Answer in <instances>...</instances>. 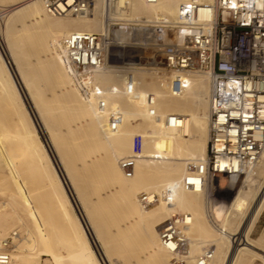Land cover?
Here are the masks:
<instances>
[{
  "label": "bare ground",
  "instance_id": "bare-ground-1",
  "mask_svg": "<svg viewBox=\"0 0 264 264\" xmlns=\"http://www.w3.org/2000/svg\"><path fill=\"white\" fill-rule=\"evenodd\" d=\"M186 1L189 0H156L154 2H148L147 0H94L91 8L86 13H67L58 15L49 12L44 3V0H28L15 8V12L13 14V21L22 22L23 25H21V28L24 30L28 28V31L30 29H34V31H37V28L39 29L38 31L42 32V30L45 29V31L52 36L51 43V39L49 38L50 36L47 37L49 38L48 40L44 38L46 36L45 31V36L43 37L42 35V37L46 41H48L49 44L51 43L50 45H48L46 42L45 44L48 46L44 45L45 47L50 46L49 50L45 53L44 58L46 59L48 57H54L55 60L57 59V62L60 65L59 69L61 68L60 72H62L63 75L59 73V71L56 72L59 74L58 78L61 77L62 79H64V82L62 84L61 90H58V92L61 91L65 95L69 94L71 95L69 97L73 96L71 100H76L78 103L80 101L81 104H83L84 111H80L83 114L78 115V117H83L82 121H79L81 122V124L86 122L91 123L92 125L94 122H96V127L99 129V131L101 130L104 133L103 137L106 141L104 142L107 144V146L103 145V149L99 148L100 142L99 139H97L98 143L96 145L98 147H96L95 149H99L97 151L93 150V153L90 156L87 153V157H89L88 159L86 157H82V159L84 158L83 163L84 161L89 163L91 161L92 163V161L94 162L95 159L98 160L99 158L101 159V162L105 161L103 157L107 158L109 155L107 151L108 149H111L112 158L110 160L107 159L106 163H104V165L107 166V168L105 167V169H109V171L111 172V174L109 175H114V178L116 177V174L118 175V182L116 180H114V182L118 183L117 186L120 184V187L128 191L129 196H126L127 199H130V196L133 194L135 196L136 186L142 187L145 190H157V193L149 192L156 193L159 195L157 202L150 206H143V204L141 203V195L144 193H141L140 195L136 194V198L137 201L140 203L141 209L139 211L135 210L136 212H138L137 216L138 219L140 218V220L144 219V217H146L144 215L146 214H154L156 218L160 219V221L155 223L154 225L155 244L152 248L155 253L154 256L166 260L165 254L168 252L169 256L167 257L169 264H180L181 261L185 264H240L244 261L246 254L248 252L253 251V244L250 242L248 234L251 228L253 227L254 222L259 217L260 213L264 208V181L258 185V189L256 188L257 190H253V186L256 185L257 182V180H254V177L262 176L260 179H264V147L261 150L256 163H253V165L247 167L246 170L242 173H236L232 175H217L213 179L212 187L206 183L202 184L200 188L193 189L192 187L185 186L183 183L184 179L191 175V165L204 160L208 156L210 140V121L212 115V82L210 74L207 71H203L200 69L184 70L180 71L179 74H177L175 71L172 70H169V72L161 71V67L151 68V82L141 83L140 81L139 83H134L133 92L129 93L126 89L127 76L125 74L118 75L119 73H117L118 69L124 67L115 65V63L114 65H107L106 62L103 66V69H101L95 74L96 83L98 85L101 84L100 86L105 90V100L107 103L106 110L99 111L97 107V100L94 97L85 98L75 89L69 77V74L67 73L63 65L61 58V43L63 39L70 33L74 31H88L100 33L107 32L110 25L109 20H131L133 18H139L137 20L141 21V24H131L128 22H123L122 25H117L111 28L113 30L115 39L122 45L138 43L143 45L154 44L156 46L155 48L157 52L152 54V63H156V65L158 66L160 64L165 66L166 64L163 56H161L162 59L158 58V56L160 57L161 54V50L160 48H158V46L162 43L158 42V34L156 33L153 27H150L149 23H153L154 21H157L159 19H163L168 22H175L178 19L180 5ZM207 1L210 2L211 0ZM38 34L39 32L37 33V35ZM39 35L37 37L40 39ZM33 36L35 35L33 34ZM42 37L39 41H36L40 43ZM44 39L43 41H45ZM21 40H24V38H22ZM174 40L177 41L178 37L174 38ZM23 43L26 44L27 42ZM23 43L21 42L20 45L16 44L18 46H13L10 44L8 48L10 50V57L12 62H14L16 65L17 73L22 81L21 83L24 85L27 91L29 90V94L33 101L34 108L37 109V112L40 113V116L45 121L46 125L49 126V124L47 123L49 112L48 114L44 113L45 110L43 108V104L45 103V101L49 102L50 99L45 100L46 98L45 96H42L43 92L40 89L42 93L41 99H45H43V104L38 101V99H40V97L38 96L40 94V91L37 89V84H35L34 82L35 77L33 80V78H31L30 76V62L28 63L25 60V58H27L28 56H25L24 58V54L26 52L28 54L29 50L26 52L25 50H22ZM39 43H36V45ZM41 43L43 42L41 41ZM41 43L39 45H41ZM42 45L40 46V52L41 47H43ZM38 49L39 48H37V50ZM123 52H117L121 60ZM39 53L37 55V58L41 59L39 57ZM32 54L35 56L34 53ZM0 55L2 59V62H0V124H3V128L0 129V150L2 153L4 152V154H6L7 149L4 148L3 142L7 143L6 140L11 139L14 151L17 150L19 156L21 157L25 155L26 165L28 169L31 170V173L34 174V176H39L41 179H49L50 183L56 182L58 184L59 189H55L54 193L58 200V208L61 212V220L57 222L56 226H59L60 228L70 229L74 233L73 244H65L64 247L62 245L61 250H69L72 254L76 255V258L80 259V261H78L80 263L83 262L84 264H98L95 252L92 250L88 238L86 236L85 230L80 222L81 220L72 208V202L70 201L66 193L63 182L52 163V160L45 148V145L40 141V139H38V141L40 142V146L34 142V136L38 137L37 129L32 122L33 120L31 119L30 113L26 108L24 100L21 96L17 81L13 77L10 71V67L7 61L4 59L1 50ZM30 59H32L33 61L32 57ZM42 59L39 62L43 63ZM34 60V62H38L36 61V57ZM52 64L56 65L54 63ZM139 64L142 65L141 62ZM41 66L44 67V65ZM41 66L40 68H42ZM45 66L48 68L50 65L48 66L46 64ZM46 67L45 69L47 70ZM142 68L143 67L141 66L139 70L141 71ZM51 69L54 71L55 68ZM41 70L43 73V69ZM136 70H138V68ZM190 72L196 73L190 74ZM46 73L44 72L43 75ZM39 75H37V79L40 84V80L43 79L40 78L39 80V77H43V75ZM177 75L181 76V78L185 82V85L180 93L175 94L171 88V84ZM47 76L49 77L50 74L48 75L47 73L45 78ZM139 76L142 77L141 75ZM46 79H44V81ZM54 79H56V83L58 85L60 80H57V75ZM49 80H51L50 77ZM56 83H54L55 85L49 83L51 84L49 86L56 87ZM59 86L60 85H58V87ZM58 87L56 88L58 89ZM55 89L53 92H55ZM58 92L57 96L60 95L58 94ZM56 100L55 102H58ZM69 101L70 98L68 102L66 100L67 103H69ZM50 102L54 103L53 100ZM63 103L65 102L63 101ZM71 103L73 105L74 101H71L69 104ZM78 103H74L75 108L76 106H78ZM81 104L79 103L80 110L82 109V107L80 106ZM54 106L53 108H55L56 110V107ZM63 107L64 109L60 107L57 108L56 111H60L61 109L65 110L66 105L64 104ZM49 109L53 110L52 108ZM79 109L77 110L76 108L78 113H80ZM56 111H54V113H56ZM73 112L75 111L73 110ZM112 112H119L122 116V123L120 124L117 130H111L108 126L109 120H107L106 117H103L109 115ZM52 114L53 113L51 112V115ZM65 114L62 113L61 116ZM173 114L179 115L181 117L179 127H171L169 125V117ZM46 115H48V117H46ZM55 118H57L56 115ZM69 118L68 120H70ZM74 118H76V116ZM76 120L78 119L76 118ZM67 121L66 123H68ZM67 125L68 127L71 126H69V124ZM50 127L49 129H51L50 131H52L53 133L54 129L53 127ZM71 127L73 128V126ZM134 127H138L144 139H141V141L139 142L141 151L138 153V158L134 167V173L132 176H127L120 166V159L129 155H133L135 153L137 145L134 143V140L132 141V139L134 138H132V134L135 129ZM72 128H68L67 130H70ZM89 129L92 130V127L88 128V130ZM88 130L86 133H88ZM56 131L57 130L55 129V132ZM83 131L84 130L80 129V132ZM74 132L76 131H74L73 128L72 134ZM69 134H71V131ZM53 135L55 134L53 133ZM98 137H100V135ZM92 140L94 139L92 138ZM90 142L94 143V141ZM75 146L77 147V145ZM105 147L107 148L105 149ZM90 151L92 152V148ZM82 155H84L83 152ZM8 162H13V160L8 159ZM95 162L97 161L95 160ZM85 165H88V163H86ZM98 168L101 170L102 167L99 166ZM70 169L68 170L70 171ZM104 170H102L101 172H103ZM105 172L106 175H108V171ZM102 175H104V173H102ZM236 183V191L227 204L226 215L221 223V227L227 226L230 223L231 217L230 214H228V211H230V213L235 214L237 216L238 221H244V231L241 232L242 234L239 238L232 235L233 240L231 241L229 240L230 235L226 234L222 229H219L222 232V237L213 238H215L214 240L219 241V244L217 246L220 247H217L214 253L211 250H207L199 256L196 255V252L200 250L199 248L201 244H197L196 246V243H199V241L195 243V239L200 238L201 243V238L204 239L206 237L207 239L208 235L206 222L198 212L200 207L202 206L199 191L201 189H206V194L208 196L213 187L218 189H224L228 185L232 186V184L235 185ZM58 186L56 185L55 188ZM168 190H171V201L167 199ZM126 191L125 194L123 193L124 196L127 193ZM181 209H187L190 214L179 211ZM192 211L195 212L193 213ZM179 213L183 214L182 220L177 219L173 228H176V232H178V235H180V240H182L186 244V249L183 251H172V249L169 250V248H167L163 244V241L161 240L160 236V227L165 221L169 220L174 215L178 216ZM52 216L53 215H51V217ZM135 216L133 218H135ZM223 229H225V227ZM14 235H18V231L14 232ZM191 238H193L194 240H192ZM6 239L7 238L1 240L0 242ZM188 239L191 240L190 244L188 242ZM173 244L174 242L170 243L172 247ZM261 257L264 259V255H261Z\"/></svg>",
  "mask_w": 264,
  "mask_h": 264
},
{
  "label": "built area",
  "instance_id": "built-area-1",
  "mask_svg": "<svg viewBox=\"0 0 264 264\" xmlns=\"http://www.w3.org/2000/svg\"><path fill=\"white\" fill-rule=\"evenodd\" d=\"M93 2L44 0L49 12L58 15L86 13ZM152 27L158 34V42L162 43L158 48L168 70L179 74L184 70L200 69L211 76L208 156L191 165V175L184 179V185L197 189L207 183L212 187L217 175L244 172L257 162L264 147V0H189L180 5L175 22L159 19ZM112 33L110 25L107 32L74 31L63 39L60 47L63 65L75 89L85 98L94 97L100 110H106L107 103L105 90L96 83L95 74L103 69L111 47L122 45ZM140 62L124 63L137 66ZM184 85L177 75L171 88L178 94ZM126 89L129 93L134 89L131 73ZM180 120L179 115H170L169 125L179 127ZM121 123L119 112L109 114L111 130H117ZM137 143L133 155L120 159L127 176L133 175L141 151ZM158 198L156 193H144L141 203L150 206ZM167 199L172 200L171 190H168ZM182 217L180 213L174 215L160 227L161 240L169 250L186 249L173 228L175 221ZM11 242L10 237L0 242V264H23L13 258L8 248ZM171 242H174L173 247ZM180 264L185 263L181 261Z\"/></svg>",
  "mask_w": 264,
  "mask_h": 264
},
{
  "label": "rangeland",
  "instance_id": "rangeland-1",
  "mask_svg": "<svg viewBox=\"0 0 264 264\" xmlns=\"http://www.w3.org/2000/svg\"><path fill=\"white\" fill-rule=\"evenodd\" d=\"M26 1L28 0H0V50L4 59L7 61L10 67V71L13 77L17 81L26 108L28 109L31 119L33 120L32 122L37 129V135L39 138L37 136H34V142L40 146V142L38 141V139L42 140L47 145L51 157L53 158L56 166H58L56 157L53 151L48 146L47 133L42 130L39 124L38 115L31 100L27 96L25 88L22 87L23 84L21 83L15 64L11 60L10 50L8 49L10 44L13 45V43L10 42V35H8L10 34L11 26L18 23H21L22 25V22L13 21V14L15 12V8ZM137 19L139 18H133L131 20L114 19L109 20V22L111 28L117 25H121V23L123 22H128L131 24H141V21H138ZM151 24L153 25V23H149L150 27H152ZM117 52H123L122 60ZM156 52L157 51L155 46L150 44L143 45L138 43L124 44L122 46L117 44L111 47L110 49V53L107 59V65H114L115 63V65L124 67L118 69V75L125 74L128 79V76L131 73L133 75L134 83H139L140 81L141 83H148L152 80L151 68L161 67V71L169 72L168 68H165L164 65L160 64L158 66L156 65V63H152V54ZM158 58L162 59L161 54L160 57L158 56ZM125 61H142V65L139 64L137 65V67L133 66L134 63H128L130 64V66H127L124 63ZM0 62H2L1 55ZM141 66L143 68L140 71L139 68H141ZM137 68L138 70H136ZM192 73L190 72V74ZM195 73L196 72H194L193 74ZM139 75H141L142 77H140ZM98 110L100 111L99 108ZM103 117H106L107 120H109V115ZM93 124L96 125L97 123L94 122ZM2 128L3 124L1 123L0 129ZM134 128V132L136 134L133 132L132 138H134L131 139L132 141L134 140V143L137 145V141L140 142L141 139L144 138L142 137L143 135L138 129V127ZM6 142L7 143L3 142L4 148L7 149L6 154H4V152L2 153L0 150V241L5 238L13 237L12 242L9 244L8 248L13 253V256L16 261H20L26 264H46V260H43L42 262L41 253L49 252L51 242L56 240L58 236L63 238L70 236L68 238L69 244L72 245L74 242L73 231H71L70 229L60 228L59 226H56L57 222L61 220V212L58 208V200L55 196L54 191L55 189H59V186L56 182L50 183L49 179L46 180L43 178L41 179L39 176H34V174L31 173V170L28 169L26 165L25 155L21 157L19 156L17 150L14 151L11 139L6 140ZM107 152L109 153L107 159L110 160L112 158L111 149H108ZM8 159L13 160V162H8ZM261 177L262 176L254 177V180H257V182L256 185L253 186L255 188H253V190H257L258 185L264 181L263 178L260 179ZM56 185L58 187L55 188ZM118 186L120 187V184ZM235 186L237 187V183L235 185L232 184V186L228 185L224 189H218L213 187L208 196L206 194V189H201L199 191L202 206L200 207L198 212L206 222L208 235L207 239L206 237L204 239L201 238V243L200 238L195 239V243L199 241V243H196V246L197 244H201V246L199 245L200 250L197 251L198 253L196 252V255L199 256L207 250H211L214 253L215 249L217 247H220L217 246L219 244V241L214 240L215 238H213L222 237V232L219 229H222L226 234L230 235L229 240L231 241L233 240L232 235L239 238L242 234L241 232L244 231V221H238L237 216L235 214L230 213V211H228V214H230L231 217L230 223L227 226H224L225 229H223L224 227H221V223L226 215L227 204L236 191ZM156 191L157 190L153 189L145 190L142 187L136 186L135 196L133 194L130 196V198L136 199L137 195H140L141 193H149ZM123 199L125 200L127 199V197H124ZM138 203L137 210L139 211L141 209V206L140 203ZM179 211L190 214L187 209H181ZM51 215L53 216L51 217ZM144 216H146L144 217V219H153L155 223L160 221V219L156 218L154 214H146ZM59 229H61V231ZM16 231H18V235L15 236L14 232ZM248 236L250 242L253 244V251L248 252L244 261L240 264H264V259L261 257V255H264V208L260 213L259 217L254 222V225L249 231ZM191 239L194 240L193 238ZM188 242L190 244L191 240L188 239ZM62 245L64 247L65 244ZM62 245L59 246L60 249ZM66 252L67 253L60 251L58 254H55L54 257L56 263L61 264L62 257L66 255L76 257V255L72 254L69 250H67ZM36 256L39 257L38 262L36 261ZM167 256H169L168 252L165 254L166 260L164 261L166 262V264H169ZM47 264H49V262Z\"/></svg>",
  "mask_w": 264,
  "mask_h": 264
},
{
  "label": "crops",
  "instance_id": "crops-1",
  "mask_svg": "<svg viewBox=\"0 0 264 264\" xmlns=\"http://www.w3.org/2000/svg\"><path fill=\"white\" fill-rule=\"evenodd\" d=\"M21 29H22L21 23L14 24L11 26V28H10V42L13 43L14 46L20 45L21 42L22 43L27 42L26 44L23 43L22 50L23 51L25 50V52L29 50L28 54H27V52L24 54V58H25V56L29 57V58L27 57L28 59L25 58V60H26V62L31 63V64L29 63V65L31 66L30 67V73H31L30 76H31V78H33V80L35 77L34 82H35V84H37L36 85L37 89L40 91V92L38 91L40 93V94L38 93L39 94L38 96L40 97V99H41V95H42L41 90L43 92L42 96L43 97L45 96V98H46V99L42 98L41 99L42 101L40 99H38V101L43 104L44 103L43 99H45V100L50 99L49 102L48 101L46 102L44 100L46 105H45V103L43 104L44 107L42 105V107L45 110L44 113L48 114V112H49L48 115L50 118H52V119H50L48 117V115H46V117H48L47 123L49 124V126L46 125L45 121L40 116V113L37 112V109H35V111L38 115V118H39L38 121H39V124H40L42 130L45 133H47V137H48L47 143H48V146L53 151V153L56 157V161H57L58 166H56L53 158L51 157V154L49 152L47 145L42 140H40V141L45 145V148H46L48 154L50 155L52 163H53L59 177L61 178V180L63 182L66 193H67L70 201L72 202V208L74 209L76 215L81 220L80 222H81V224L85 230V233H86V236H87L88 241L90 243V246H91L92 250L95 252V255L97 257V263L98 264H166V262L162 258L154 256L155 253L152 250V248L154 247V244H155V237H154L155 236V232H154L155 222H154V220L153 219H142V220H140V218L138 219V216H137L138 212H136L137 211V208H136L137 207V198L136 199L133 198L134 200L132 198H130L132 200H130L129 198L125 199V200L123 199L124 197L129 196L128 191H126V189H123V188L117 186V184H118L117 183L118 182V179H117L118 175L117 174L115 175L116 177L114 178L113 177L114 175H111V176L109 175V174H111L109 169L108 170L105 169V167L107 168V166H105L104 163H106L107 158L103 157V159L105 161H102V162H101L100 158H99L100 161H99V159L98 160L95 159L97 162H95V160H94V162L92 161V163H91V161H90V163L84 161V163L86 162V163H88V165H85L86 163L85 164L83 163V160L85 157L87 159L89 158V157H87V153L90 156L93 153V150L97 151L99 148L103 149L102 148V147H104L103 145L107 146V144L105 143L106 141L104 140V137H103L104 136L103 131L100 130L101 131L100 132L95 124L91 125V123H86V122L81 124V122H79V121H82V118H83V117L79 116L81 118L80 119L78 117L79 114L80 115L83 114L80 112L82 110L84 111L83 104H81V102L79 101V103L81 104L80 106L82 107V109L80 110L79 109V103L76 100H71V98H73V96L69 97L71 95H69V94L65 95L61 91H59L61 93L58 92V90H61L62 84L64 82L63 81L64 79H62L61 77L58 78L59 74L56 72V71H59V73L62 74V72H60L61 68L59 69L60 65L58 64L57 59L55 60L54 57L53 58L55 61L53 60L52 57L51 58L48 57L51 60L46 58L49 61L44 58L45 53L49 50V47H50V46L45 47L44 45H46L45 44L46 42L48 45H50L52 43V36L49 33H47L44 28H43L44 30H42V32L38 31L39 29H37V28H36L37 31H34V29L33 30L30 29L29 31L32 33H30L27 30L28 28L26 30H24V29L21 30ZM33 31L35 33L39 32V34H41V35L38 34L40 39H41L42 35H43V37L45 36L44 35L45 32H46V36L44 38H46V40H48L49 38L51 39V41L49 40L51 42L49 44L48 41H46L42 37L41 41L44 44L41 43V41H40L41 45L43 44L42 45L43 47H41V52L39 51L41 45H39L40 43L38 42L40 39L37 37L38 36L37 33L35 34ZM33 34L35 36H33ZM47 37H49V38H47ZM22 38H24V40H21ZM43 39L45 41H43ZM36 40H38V41H36ZM36 43H39V44H37L38 46L36 45ZM16 44H18V45H16ZM48 45H46V46H48ZM37 48H39V49L37 50ZM46 48H48V49H46ZM35 49L37 50V55L40 52L39 57L41 59L43 57V59H42L43 63L39 62V61H41V59L37 58ZM32 53H34L35 56ZM41 54H42V56H41ZM31 57L33 58V61H32V59H30ZM35 57H36V61H38V59H39L38 62H34ZM56 62H57V64H56ZM52 63H54L56 65H53ZM46 64L48 66L49 65L51 66V67L50 66L48 67L50 70L45 66ZM41 65H44V67H42ZM40 66L42 68H40ZM56 66H57V69H56ZM15 67H16V65H15ZM45 67L47 68V70L45 69ZM34 68H35V70H34ZM51 68H55L54 71ZM41 69H43V73L47 72L48 75L50 74L49 77L51 80H49L48 76H47L48 78L46 77L48 80L45 78L47 73L43 75ZM48 70H49V72H48ZM35 72H36V75H35ZM39 74L43 75V77L40 76ZM54 74H55V76H54ZM37 75L40 76L39 80H40V78L43 79V80H40L41 85L39 84V81L37 79V77H38ZM56 75H57V80H60L59 84H58V85H60L59 86L60 88L58 87V85L56 83V79H54L56 77ZM44 79H46V80L44 81ZM36 81H37V83H36ZM49 83H51L53 85H55L54 83H56V85H57L56 87H58V89L56 87L49 86V85H51ZM38 84L40 87L38 86ZM23 87H24V85H23ZM54 89H55V92H53ZM25 90H26V88H25ZM51 90H52V92H51ZM56 90H57L58 94L61 95V97H60V95L57 96ZM26 92H27L28 98L31 100V102L33 104V101H32L30 94H29V90L28 91L26 90ZM67 95H68V98H67ZM69 98H70L69 103L71 101H74L75 104L78 103L77 104L78 106H76V108H77V110L79 109L80 113L77 112V110L74 106L75 105L74 103H73V105H72V103L71 104L67 103ZM54 99L55 100L57 99L56 101H58V102H55ZM52 100L54 101V103L50 102ZM66 100H67V102H66ZM63 101L65 103H63ZM50 103L52 104V107H51ZM62 103H63V105L65 104L66 107L68 106L67 108L65 107V110H62V109H64ZM47 106L49 108H52L54 111H56L57 108H60V107L62 109L60 111H56V113H54V111L49 109ZM53 106L56 107V110H55V108H53ZM69 106H72V107H69ZM46 108H47V110H46ZM70 109H72V110H70ZM73 110L75 112H73ZM51 112L53 113L52 115H51ZM62 113H64V114L66 113V114L61 116ZM67 114L68 115L71 114L70 115L71 117L68 116ZM55 115L57 116V118H55ZM75 116L78 120H76V118H74ZM68 118L70 120H68ZM74 120H76L77 123ZM66 121L68 123H66ZM69 121H70V123H69ZM79 123H80V128H79ZM67 124H69V126L70 125L73 126L74 131H76L73 133L74 135L72 134L73 128L71 126L68 127ZM50 126L53 127L54 130L53 129L52 130H53V133L55 135H53L52 131H50L51 130V129H49ZM52 127H50V128H52ZM76 127L79 129H77ZM90 127H92V130L89 129L90 130V132H89L88 128H90ZM68 128H72V129L67 130ZM55 129L57 131L59 130L60 132L59 131L55 132ZM80 129L84 130L83 131L84 134H83V132H80ZM77 130H78V132H77ZM87 130H88V133H86ZM68 131H69V133L71 131V134H69ZM59 135H60V137H59ZM99 135H100L101 139H100V137H98ZM53 137H54V139H53ZM92 138L94 140H92ZM88 139H89V142H88ZM97 139H99L100 147L95 149L96 147H98L96 145L98 143ZM90 141H94V143L92 142L93 143L92 144ZM74 144L77 145V147ZM76 148H77V151H76ZM91 148H92V152L90 151ZM106 148L107 147H105V149ZM74 150H75V152H74ZM81 151L83 152L84 155H82ZM82 157H84V158L82 159ZM94 164H96V165H94ZM107 164H108V161H107ZM103 165H104V167H103ZM67 166H68V168H67ZM99 166L102 167L101 170L98 168ZM85 167H86V169H85ZM68 169H70V171ZM102 170H104V171L101 172ZM105 171H108L109 176L106 175ZM102 173H104L105 176L102 175ZM76 180H77V182H76ZM112 180H113V182H114V180H116L117 182L116 183L114 182V184H113ZM116 187H117V189H116ZM125 191L127 193L124 196ZM121 194H122V196H121ZM132 208H134V209H132ZM134 216L136 219L133 218ZM59 230L61 231V229H59ZM151 230H152V232H151ZM69 237L67 236V237L63 238V237L58 236V238L56 240L52 241L50 248H49L50 251L41 253L42 262H43V260H46V264L48 262H49V264H58V263H56L54 256H55V254H58L60 252V251H58V250H61L59 248L60 245L69 244V241H68ZM37 246H38V244H37ZM37 246H36V250H37ZM61 251H63L64 253H67L65 251V249H63ZM43 256H47V257H43ZM77 259L78 258H76L74 256L72 257V256L66 255V256L62 257V263L61 264H84L83 262L82 263L78 262V261H80V259H78V260ZM36 261L37 262L39 261L38 256H36Z\"/></svg>",
  "mask_w": 264,
  "mask_h": 264
}]
</instances>
